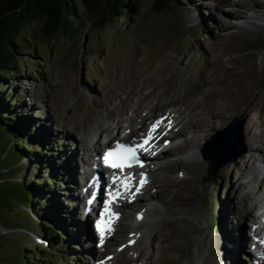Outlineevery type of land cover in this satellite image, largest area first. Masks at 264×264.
Here are the masks:
<instances>
[{
    "label": "rangeland",
    "instance_id": "1",
    "mask_svg": "<svg viewBox=\"0 0 264 264\" xmlns=\"http://www.w3.org/2000/svg\"><path fill=\"white\" fill-rule=\"evenodd\" d=\"M133 1L136 14L110 22L106 31L91 29L88 15L80 12L77 19L79 30L70 39L65 40L64 37L56 39L51 46L40 37L42 21L36 20L31 25L30 29L35 33V38L25 50L26 53H31L14 85L17 86L19 102L23 105L21 109H26L36 117L37 130L51 135L53 143L50 149L59 151L57 164L54 163V169L53 167L47 169L46 174L58 180L54 189L63 196L54 200L50 207H46L45 201L34 202L30 207L34 217L26 221L28 215L23 209L26 207L22 209L11 205L6 207L4 201L7 199L5 196L1 197L3 192L0 191V222L4 225H24L25 228L12 230V236H17L18 233L26 235L21 234L15 239L0 235V264L25 263L26 256L32 255V252L27 253V249L33 247L31 245L26 247L23 241L27 244L40 243L48 246V241L37 232L38 223L47 217L48 210H54L55 215L63 219L60 221L65 226L60 224L59 220L55 222L68 231L61 242L49 246V250L63 256L61 258L63 264H96L94 259L89 258L87 250L91 244L86 242V232L91 229V225L79 223L82 207L81 205L76 207L73 191L70 190L72 185L75 187V180L79 178L78 168L74 166L81 162L77 151L82 148V140H79L82 135L77 133L72 137L66 136L67 127L74 129L78 125L79 127L76 126L78 129L91 131L90 141H94L98 136L93 129L96 121L104 119L107 114L106 105L109 106L111 101L120 103L125 95L131 94V90L141 82H143L141 85L148 86L144 90L145 93L155 91L152 95L146 96L143 103L148 104L154 100L157 111L164 110L169 102L175 104L190 100L193 92H197L199 97L203 93L217 95L219 88L224 89L227 86L226 80L239 81L240 85L246 87L255 84L257 91L264 89V0H257L260 6L257 10L253 9L255 14L253 16L258 18H253L255 26L248 23L249 19L252 20L250 12L238 18L222 19L224 16L222 17L220 13L230 4L223 3L217 8L219 4L216 0H177L171 7L155 13L152 9V0ZM192 14H195V18L194 16L189 18ZM222 20H228L230 25L221 26L219 22ZM235 25H242L245 29L241 30ZM32 62L37 65L40 73L36 74V77L27 72ZM224 74H227L226 80L221 82ZM146 77L152 85L148 84L150 81ZM150 86L152 88H149ZM132 95L134 98L138 97L134 93ZM261 102L264 104V99ZM128 105H119V109L126 111ZM121 110L119 112H122ZM241 111L240 108L224 110L221 113L223 117L218 121L205 118V128L198 133L200 139L197 144L201 149L216 130L225 127L233 118L238 117L241 121L240 131L235 140L236 156L219 169L217 180H204L208 171V161L201 157L198 161L205 162L204 165L200 163L197 175L192 173L183 175L186 161L180 154L175 158L173 152L170 153L172 159H178L179 163H171L169 170L160 169L157 172L154 184L158 186V192L153 194L154 200H163L162 196L165 194V199L175 196L187 201L186 211L165 212L162 216L178 219L181 229L187 228V222L195 226L193 229L189 228V233L183 232L180 238L171 237L168 240L169 245L164 242V246L167 245L164 247L166 251L155 253L162 254L171 264L174 258L178 259V264H197L195 254L199 252L207 257L203 264H241L236 255L245 247V239L241 240L244 224L238 226L240 234L237 236L234 234V228L236 229V223H239L240 218L242 220L246 210L242 204L244 200L241 194L243 192L245 196V191L238 182L242 180L241 182L248 183L253 178L251 172L245 171L247 164L249 167L256 166L261 169L264 161V112L261 120L254 123ZM128 112L131 113L130 110ZM111 120L107 119L110 124ZM249 124L252 129L250 132L256 136L257 144L260 145L259 150L249 148L250 140L245 138L244 132ZM194 128L193 125L188 127L185 134H194ZM110 132L105 131L101 135L105 137ZM117 133V137H123L127 131L113 129L112 134ZM39 134L42 136V133ZM75 135L78 136L77 143L70 141ZM241 136L244 146L247 147L243 153L238 146ZM185 143L182 145L184 152L188 151ZM193 147L195 150V145ZM11 161L8 159L9 163ZM43 171L40 165L33 168L26 165L17 176L16 174L14 176L15 179L27 184L38 178ZM258 175H261L260 171L259 174L256 172V176ZM253 182L255 181H251V185ZM9 186L10 188L6 186L7 189L12 191L14 188L19 189L21 185ZM250 191L254 194L251 188ZM18 198L19 201H24L20 194ZM69 198L73 202L72 206L69 205ZM245 205L247 207V204ZM259 205L264 206V199ZM157 209L154 208L152 214L158 213ZM246 221L249 223V220ZM225 224L230 240L224 243L227 247L221 240ZM124 228L127 226H122V229ZM244 235L247 237V233ZM214 241L216 246L213 245ZM142 244L139 252L137 251L138 254L141 251L147 253L150 250L153 253L157 250L155 246ZM234 244H239V249L230 251V245ZM100 249L98 253L101 254ZM122 251L126 257L134 255V252L126 254L127 250ZM248 257L245 256V259L240 257L242 264L251 263ZM128 264L135 263L129 261Z\"/></svg>",
    "mask_w": 264,
    "mask_h": 264
},
{
    "label": "bare ground",
    "instance_id": "2",
    "mask_svg": "<svg viewBox=\"0 0 264 264\" xmlns=\"http://www.w3.org/2000/svg\"><path fill=\"white\" fill-rule=\"evenodd\" d=\"M216 2L217 4H219L217 5V8L223 3L230 4L228 8L223 9L225 12L223 11L220 13L222 17L224 16V18L222 19L236 17L238 18L242 15H248V13L250 12V14L252 13V15L250 16L252 20L249 19L248 23H250V25H256L253 24L255 23L253 18H256L255 16H253V9L257 10V8H259L260 6L257 0H216ZM193 16L195 18V14H192L189 18H192ZM219 24L224 27L230 25V22L228 20H222L221 22H219ZM236 27L241 30L245 29V27L242 25ZM260 40L262 41V39ZM226 75L224 74V76L221 77V82H224L226 80ZM146 79L148 78L146 77ZM158 79L156 81H158ZM148 81L150 80L148 79ZM225 82L227 86H225L224 89L219 88L217 95L203 93L201 97H199L197 95V92H193L190 100L177 102L175 104H171L169 102V105L167 104V107L164 110L160 109L158 111L157 109L155 110L157 104L154 102V100H152L148 104L143 103L145 101L146 96H148L149 94L152 95V93L155 91L146 92V94L144 90L148 88V86H145V84L141 85V83H143L141 82L139 86L137 85L131 90V94L127 96L125 95V98L122 99L120 103H114L113 101H111V104L109 106L105 104V111H107V114H105L104 119L96 121V125L93 130L95 132V135L98 137H96L94 141L91 140L93 142L90 141L91 131H87L85 129H78L76 127L78 125H76L74 129L67 127L66 136L72 137L74 136V134L77 133L82 135L79 138L80 141L82 140V148L80 147L81 149L77 151L78 155L80 156L81 164L78 162L79 164L76 163L74 166L78 168V173L80 174L77 173V177L79 176V178L78 180H75V187H73L72 185L71 189H69L73 191V198L74 201H76V207H79L80 205L82 207L80 212L81 214L79 217V223H89V225H91V229L86 232V242H89L91 244L89 247H87V250L89 251V258L94 259L96 264H128L129 261L130 263L134 262L135 264H171V262L164 259L162 254L155 255V253H162L166 251V248L164 247H166L167 245L164 246V242H167L166 244L169 245L168 240L171 237L178 236V238H180L183 232H186L187 234L189 233V228L193 229V227L195 226L190 222H187V228L181 229L179 226L180 223L178 219H169L168 217L162 216V214L165 212L177 211L179 213H182L186 211L187 201L186 199L180 200L175 196L171 197L170 199H165V194L162 196L163 200H154L152 196L153 194H155V192H158V186L155 185L157 172L160 169L169 170V168H171L172 166L171 163H179L178 159H172L173 156H171L172 154L170 155V153L173 152L175 158H177V154H180L182 155L181 157L183 158V160L186 161V169L183 170V175H187L188 173L197 175V173L199 172L198 167L200 163L204 165V162L206 161H198L201 157V149L197 144V141L200 139L198 133L200 131H203L205 128V118H211L213 121H218L221 120V118L223 117L221 113H223L224 110H236L240 108V110L245 112V114L247 115V119L256 123L258 120H261L262 114L264 112V104H262L261 102L262 99H264V89H260V91H257L255 90L257 88V85L254 84L253 86L251 85L246 87L244 85H240L239 81L226 80ZM148 84H151V81ZM149 88H152V86H150ZM133 93L138 97L134 98L135 96L132 95ZM140 93L142 95H138ZM127 104L129 105L127 107L128 109L126 108V111H123L124 109H119V105L127 106ZM120 110L122 112H119ZM128 110H130L131 113H129ZM114 113L117 114V116H114ZM107 119H112L111 124L107 121ZM157 120H160L161 123L155 128L154 131H152L151 139L154 136H160L163 133L168 132L166 137L169 138L170 144L172 143L171 145H169V148H167V150L162 153L161 159H163L162 161H164L165 163H160L159 166L153 167L152 165H156L157 162L153 163V161L147 160L144 163L143 167L140 166L133 170L134 184L137 185L138 183H140L139 178L146 179V182L142 186L138 184L140 185V190L138 191V194H140L141 196L140 199H138L137 201H131V192L130 194H124V189L121 186L118 187L117 190L122 193V195H120L119 197H123L125 201V203L123 204L125 206L123 210V215L120 216V211L117 210L114 213H118V216H106L104 219L106 221V232L104 234V237L100 238L96 232L95 224L93 223L94 214L92 213V210L95 208V205H90L87 201V199L90 197L92 201L94 200L93 195L95 191H93V185H90L92 179L94 178V181L98 184H101L102 182V175L93 174L95 169L94 167H96L97 165H99L98 163H100L98 160L99 155H102L107 147L120 140H130L132 141V143H136L139 142L140 138L142 137L144 138V140L148 139L147 134L149 133L152 125ZM192 125L195 126V128L193 129L195 130V133L185 134V132L187 133V128ZM113 129H123L126 130L127 133L123 137H117L118 133L112 134ZM109 130L112 131L110 132ZM250 130L252 131L251 125L249 124L247 130H245L244 132L246 134L245 138H248V140H250V143L248 142L250 145L249 148L259 150L260 145L257 144V140L255 138L256 136L252 132H250ZM105 131L110 133L104 137L101 134ZM77 137L78 136L75 135V137H73V139H70V141H75L77 143ZM164 140L165 138H163L162 141ZM173 141L177 142L174 143ZM243 142L241 136V139L238 142V146L239 149H241V152L247 150V147L244 146ZM184 143L186 144V146H188V151L186 152H184V147L182 146L184 145ZM191 144L192 146H190ZM194 145L195 150L193 149ZM72 152L74 153L75 151L73 150ZM235 156L236 155L234 141L232 160L235 158ZM245 168V171L251 172L253 174V178L249 180L248 183H244L246 181L241 182L242 180L238 182V185L242 187V190L244 189L245 191V196L243 192L241 194H243L244 201L242 204L245 206L246 211L243 214L244 216L242 217V220L240 218V220H238L239 223H236V229L234 228V234L235 236H237V234H240L238 226L244 224V227L242 228L243 237L241 238V240L243 241L245 239L244 246H247V248L244 247V250L238 251V254L236 255V258H239L238 260L241 264L242 260H240V257L243 259H245V256H249V259L254 258V255L252 254L249 248L250 245L248 244L251 240V232L248 231H251L252 226L246 221V219H253L258 228L264 229V224L261 221L260 216L257 212L258 208H260V202L264 199V161L262 162L261 169L257 168L256 166L249 167L248 164L245 166ZM258 170L261 172V175H258L259 177L256 176V172H258L259 174ZM141 173L144 174L143 177L141 176ZM247 178L249 179L248 175ZM251 181L255 182H253L251 185ZM250 188L252 189L254 194H252ZM83 190L85 191V195L83 194ZM153 190L155 191L153 192ZM68 201L69 205L72 206L71 204L73 202L70 200V198ZM245 204H247V207ZM154 208H158V213L152 214L151 211ZM133 209H135L134 212ZM98 213L99 216H101V210ZM233 217L234 216H232L231 219H233ZM128 221L131 222L128 223ZM240 222L242 223L240 224ZM245 223H247V227H245ZM122 226H127V228L122 229ZM179 231L180 233H178ZM223 233V237H221L222 243L224 244L230 242L226 224L223 229ZM245 233H247V237H245ZM76 236L79 237V235ZM142 243L148 245L150 244V246L153 247L155 246L157 250H154L153 253L150 250L147 253L146 251H141L138 254L137 251L139 252V250L141 249ZM215 243L216 242L214 241V246H216ZM231 244H233V241ZM225 247L227 246L225 245ZM239 247V244H234L230 245L229 249L230 251L234 249L238 250ZM99 248H101V254L98 253ZM122 250H127L126 254L134 252V255H131V257H126V255L122 254ZM226 251L228 252V249ZM226 251L224 250V252ZM195 257L197 260V264H203L207 258L203 255V253L200 252L196 253ZM124 260H127L126 263H124ZM225 261L227 260L225 259ZM173 264H178V259L174 258Z\"/></svg>",
    "mask_w": 264,
    "mask_h": 264
},
{
    "label": "trees",
    "instance_id": "3",
    "mask_svg": "<svg viewBox=\"0 0 264 264\" xmlns=\"http://www.w3.org/2000/svg\"><path fill=\"white\" fill-rule=\"evenodd\" d=\"M176 1L152 0V9L154 13L161 12ZM134 3L133 0H0V191L3 192L1 197L5 196L7 199L4 201L6 207H26L23 208L28 215L26 221L34 217L30 209L34 202L45 201L46 207H50L54 200L63 196L54 189L58 180L46 174L47 169H54L57 164L59 151L50 149L53 143L51 135L37 130L36 117L26 109H21L23 105L19 102L17 86L14 85L31 53L25 52L35 38L30 27L36 20H41L40 37L51 46L56 39H70L79 30L77 19L80 12L88 15L91 29L106 31L110 22L131 17L136 10ZM27 72L32 77L40 75L33 62ZM26 158L27 162L24 163ZM8 159L12 161L9 163ZM26 165L32 168L40 165L44 170L38 178L27 184L15 179ZM9 184L21 186L11 191L7 189L10 188ZM18 193L23 197V202L19 201ZM47 214L45 219L39 221L37 232L48 241V246L23 241L26 247L31 245L33 248H26L27 253L32 252V255H27L26 262L22 264H63V256L49 250V246L60 243L68 231L60 221L62 218L55 215L54 210H48ZM55 220H59L64 226L57 225ZM18 228L25 226L4 225L0 222V235L14 239L21 234L25 235L18 233L17 236H12V230Z\"/></svg>",
    "mask_w": 264,
    "mask_h": 264
},
{
    "label": "water",
    "instance_id": "4",
    "mask_svg": "<svg viewBox=\"0 0 264 264\" xmlns=\"http://www.w3.org/2000/svg\"><path fill=\"white\" fill-rule=\"evenodd\" d=\"M240 126V119L235 117L206 140L201 148V157L208 161L204 180H217L219 169L232 160L234 141Z\"/></svg>",
    "mask_w": 264,
    "mask_h": 264
},
{
    "label": "snow or ice",
    "instance_id": "5",
    "mask_svg": "<svg viewBox=\"0 0 264 264\" xmlns=\"http://www.w3.org/2000/svg\"><path fill=\"white\" fill-rule=\"evenodd\" d=\"M161 123L160 120H157L151 127L149 133L147 134L148 139L144 140L143 144H138L136 147H130L126 144H122L120 142H117L116 146L112 149H109L107 152L104 153V162L105 164L109 165L112 168L115 169H123L125 166L127 167H131L133 162H139L138 160V156H137V148H144V146L146 144H148L149 139H151V133L152 131L155 130V128ZM141 167H143V165H140ZM143 173H141V176L143 177ZM116 177L113 178V182H116ZM133 177L132 176H127L124 178L125 181V188H124V194H130V189L127 186V181L132 180ZM146 182V179H141L140 181V185L142 186L144 183ZM140 189L139 187L136 188V191L138 192ZM110 196H113V198L115 197H119L120 195H122V193L119 192V190H117V192L115 194L113 193H109ZM105 211L106 212H110V201L106 200L105 201ZM112 215L114 216H118V213H112ZM101 221L99 222L100 225H103L104 221H103V213L101 214ZM101 231H103V227H101Z\"/></svg>",
    "mask_w": 264,
    "mask_h": 264
}]
</instances>
